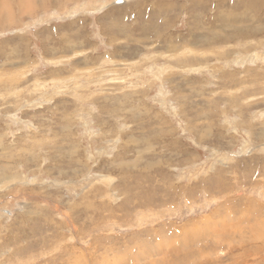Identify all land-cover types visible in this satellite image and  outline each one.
I'll list each match as a JSON object with an SVG mask.
<instances>
[{"label": "rangeland", "instance_id": "obj_1", "mask_svg": "<svg viewBox=\"0 0 264 264\" xmlns=\"http://www.w3.org/2000/svg\"><path fill=\"white\" fill-rule=\"evenodd\" d=\"M0 264H264V0H0Z\"/></svg>", "mask_w": 264, "mask_h": 264}]
</instances>
